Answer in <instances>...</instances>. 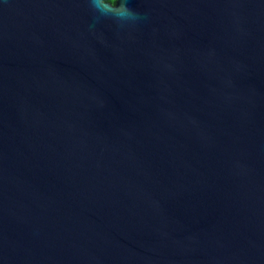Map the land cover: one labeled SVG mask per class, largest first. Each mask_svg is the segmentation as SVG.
<instances>
[{"label":"water","instance_id":"95a60500","mask_svg":"<svg viewBox=\"0 0 264 264\" xmlns=\"http://www.w3.org/2000/svg\"><path fill=\"white\" fill-rule=\"evenodd\" d=\"M0 0V264H264V0Z\"/></svg>","mask_w":264,"mask_h":264},{"label":"clouds","instance_id":"9594fccd","mask_svg":"<svg viewBox=\"0 0 264 264\" xmlns=\"http://www.w3.org/2000/svg\"><path fill=\"white\" fill-rule=\"evenodd\" d=\"M87 3L98 20L111 19L118 27L134 24L140 16L128 0H87Z\"/></svg>","mask_w":264,"mask_h":264}]
</instances>
